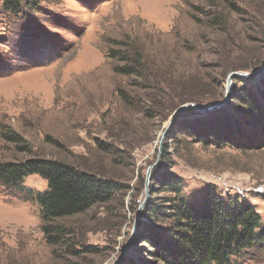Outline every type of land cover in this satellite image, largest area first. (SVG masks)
Instances as JSON below:
<instances>
[{"label":"rangeland","instance_id":"rangeland-1","mask_svg":"<svg viewBox=\"0 0 264 264\" xmlns=\"http://www.w3.org/2000/svg\"><path fill=\"white\" fill-rule=\"evenodd\" d=\"M126 39L161 71L170 66L176 79L209 84L211 100L197 104L225 102L186 109L174 121L177 108L196 102L148 112L127 106L119 89L131 91L130 78L116 73L118 62L108 56ZM263 63L264 0H42L20 9L0 3V162L45 157L118 184L108 201L62 221L75 232L73 253L49 245L41 229L40 206L29 192L45 190L44 178L26 177L24 191L0 182V264H112L126 244L119 264H159L144 227L160 231L173 220L148 213L149 202L196 201L209 187L245 197L264 219V72L228 79ZM246 86L257 110L237 98ZM190 124L234 139L200 142L181 131ZM167 171L180 181V194L153 180ZM231 264H264V246Z\"/></svg>","mask_w":264,"mask_h":264},{"label":"trees","instance_id":"trees-1","mask_svg":"<svg viewBox=\"0 0 264 264\" xmlns=\"http://www.w3.org/2000/svg\"><path fill=\"white\" fill-rule=\"evenodd\" d=\"M39 1L42 0H0V3L8 9H20L23 3L35 6ZM115 42L118 47H111L108 56L118 62L114 71L130 78L131 91L119 89L127 106L145 112L154 107L165 111L187 101L211 100L206 89L209 84L202 79L198 78V85L193 76L176 79L172 67L161 71L135 40ZM137 90L146 92L142 94L144 97ZM237 98L254 110L259 108L250 86L243 87ZM181 131L199 136L200 142L207 141L208 137L216 142L234 139L232 133L214 129L200 131L191 124ZM30 175H39L47 181L45 190L29 192L40 206L41 229L46 241L53 247L65 245L70 252L78 253L75 232L62 221L108 201L118 184L96 172L45 157L0 162V182L8 188L24 191L23 181ZM152 176L164 188L181 193L180 181L173 173L156 172ZM173 201L169 205L150 201L147 206L148 213L173 220V226L160 231L144 227V240L155 248L151 254L159 264H231L232 258L243 251L255 245L264 246V219L256 205L245 197L223 196L209 187L199 200L179 197ZM128 260L129 264H135L133 259Z\"/></svg>","mask_w":264,"mask_h":264},{"label":"water","instance_id":"water-1","mask_svg":"<svg viewBox=\"0 0 264 264\" xmlns=\"http://www.w3.org/2000/svg\"><path fill=\"white\" fill-rule=\"evenodd\" d=\"M263 72H264V63L258 69H256L255 71H250V72L249 71L248 72L234 71V72L229 74L228 79H229V82H231L233 77H251V76L256 77V76H259L260 74H262ZM224 102L225 101H217V102H213V103H210V104H204V105L203 104H197V103H186L184 105H181L179 108H177V110L174 112V114L172 116V121H174L175 118L177 116H179V114L181 112H183L184 110H186V109L194 108V109H197V110H200V111H209V110H213V109L219 108L220 106L223 105ZM169 127H167L165 129V131L163 133V137L166 135L167 130H168ZM152 167H153V165L150 166L149 169H148L146 185H148V182L150 180ZM141 208H142V205H141ZM139 217H140V214H138L137 220L139 219ZM127 249H128V245L126 244L125 247H124V251H123L122 255L119 257V259L115 263H112V264H119V262L125 257Z\"/></svg>","mask_w":264,"mask_h":264}]
</instances>
